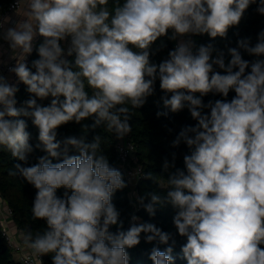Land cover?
<instances>
[{
  "label": "clouds",
  "instance_id": "clouds-1",
  "mask_svg": "<svg viewBox=\"0 0 264 264\" xmlns=\"http://www.w3.org/2000/svg\"><path fill=\"white\" fill-rule=\"evenodd\" d=\"M108 5L109 0H14L16 19L0 10V41L15 61L8 72L16 78L10 82L0 73V150L23 162L8 174L35 189L32 218L44 222L35 232L13 224L17 238L9 244L23 247L38 264L50 254L51 264H130L127 249L138 246L144 234L157 245L149 253L153 264H175L173 233L137 223L135 214L124 230L113 198L131 181L101 153L100 134L87 139L102 125L117 140L131 134L134 110L155 94L158 81L168 111L157 116L187 108L196 124L183 127L172 141L173 148L183 142L189 150L184 168L176 167L172 153L162 165L167 178L143 173L165 191L145 192L137 203L150 217L157 206L175 210L172 223L175 235L186 238L181 253L187 264H264V29L254 44L244 37L229 47L227 63L213 44L197 47L192 39H226L252 5L264 16V0ZM162 37L176 43L154 63L151 57L160 49L153 51V45ZM34 49L38 59L29 66ZM21 83L29 98L17 107ZM210 93L222 99L205 103ZM21 117L38 129L35 146ZM70 122L80 124L84 135L57 139V130ZM35 149L45 154L29 164Z\"/></svg>",
  "mask_w": 264,
  "mask_h": 264
},
{
  "label": "trees",
  "instance_id": "trees-1",
  "mask_svg": "<svg viewBox=\"0 0 264 264\" xmlns=\"http://www.w3.org/2000/svg\"><path fill=\"white\" fill-rule=\"evenodd\" d=\"M11 0H0V10H2ZM123 3V0H120ZM108 7H113V0H109ZM256 6L252 5L244 14L240 25L233 27L229 30L227 38L222 39L217 37L216 39H210L206 34L201 36H193L197 47L199 45L213 44L215 48L225 53V61L230 59V55L227 51L229 47H237V41L240 38L251 37L253 44L256 41V36L261 29H264V16L257 14L255 10ZM41 42L38 39L37 44ZM175 41L168 40L167 37L160 38L154 45L153 51L160 49L155 55L151 57L154 63H159L161 60L167 57L168 51L173 48ZM161 44L166 47L161 48ZM242 51V50H241ZM245 59H253L246 53H242ZM216 53H213L215 56ZM38 59V53L32 52L29 59V66H31L32 60ZM73 59V58H69ZM219 70V69H217ZM34 71V70H33ZM223 74V73H222ZM90 91V90H89ZM164 93L159 89V82L156 84L155 94L148 98L147 103L139 109L134 110L132 120V132L129 134L131 141L135 146V157L139 165L145 172H152L157 176L167 178L169 173L164 172L162 165L164 158L167 157L169 160L172 158V153H176V167L183 169V156L189 153L186 145L181 143L177 148L172 147V141L179 134L180 130L185 126H194V121L187 108L179 113L169 112L168 116H157V112L168 111L163 106L160 97ZM234 96V92L229 93L228 99ZM18 104L17 107L21 106L23 101L29 98V94L26 91V87L21 83L19 86V92L17 93ZM204 102L208 100L222 99L220 95L209 94L205 96ZM47 105L48 100L42 102ZM207 111V110H205ZM27 122V131L30 133V143L35 146L38 143V129L32 125L31 119L21 117ZM82 123L91 124L92 121H83ZM173 129L169 132L168 129ZM57 139H63L67 136H81L84 135V130L80 124L70 122L66 125L61 126L58 130ZM100 134L102 137L101 153L106 154L109 158L110 164L118 168V159L115 151L116 139L114 135L106 130L105 126H101L94 131L87 133L88 141H91L93 136ZM40 149H35L29 156V164L37 162V158L44 155ZM74 154V153H70ZM23 163L16 158L12 157L11 153L7 150H0V200H3L7 207L11 210V223L15 224L21 229L31 227L35 232L36 230H43L44 222L42 220H33L31 214V206L35 197V189L29 185L20 176H10L8 174L14 164ZM170 172H174L175 169H170ZM126 180V179H125ZM166 185V179H164ZM139 196L145 194V192L155 191L157 193H163L165 190L160 189L153 181L142 180L137 186ZM129 187L118 191L113 198V203L120 212V219L123 220V228L127 230L130 225V216L132 214V201L128 198ZM58 195L63 194V189L58 190ZM147 202V201H145ZM175 214V210L170 206L166 205L163 208L157 206V212L155 217H150L148 213L141 207L137 216L140 218L139 223H154L162 230L171 232L174 234V238L177 244L174 248L173 255L176 258L175 264H187L186 260L182 258L181 245L186 242V238L175 235L176 229L172 223V218ZM115 232L116 226H112L110 229ZM153 246H157L155 242L147 243L144 238V234H141V242L138 246L127 249L130 255V264H153L149 259V253ZM163 250L166 245H158ZM13 252L6 244L4 237L2 236L0 229V264H20L15 257ZM51 255V254H50ZM50 255L44 257V264H51Z\"/></svg>",
  "mask_w": 264,
  "mask_h": 264
},
{
  "label": "built area",
  "instance_id": "built-area-1",
  "mask_svg": "<svg viewBox=\"0 0 264 264\" xmlns=\"http://www.w3.org/2000/svg\"><path fill=\"white\" fill-rule=\"evenodd\" d=\"M13 3L14 0H11L3 9V14L13 15ZM13 19L15 16L13 15ZM193 38V37H192ZM38 42V40H37ZM174 45L173 47L175 46ZM2 44V41H0ZM10 52L9 49H3L2 55H0V60L5 63L0 64V73L5 75L10 82H15L16 78L13 74L8 72V67H11L15 64V61L9 58ZM30 56L28 57L29 64ZM20 86V85H19ZM116 139V138H115ZM115 151L118 159V168L124 173L125 179L130 180L131 182L128 184L129 192L128 198L132 201V214L137 215L139 210L141 209L140 205L137 203V197H139V192L137 189L138 184L144 180L142 178V174L144 173L142 166L138 164L137 159L135 157V146L131 141L129 135L126 136L123 140H117L115 142ZM131 214V215H132ZM131 217V216H130ZM11 220V210L7 207L6 203L3 200H0V229L2 236L4 237L7 246L19 255L18 261L20 264H38V261L35 258H27L25 256V250L23 247L17 249L9 244V239H16V234L8 228L7 222ZM137 221V223H139ZM44 260V257H43Z\"/></svg>",
  "mask_w": 264,
  "mask_h": 264
},
{
  "label": "crops",
  "instance_id": "crops-1",
  "mask_svg": "<svg viewBox=\"0 0 264 264\" xmlns=\"http://www.w3.org/2000/svg\"><path fill=\"white\" fill-rule=\"evenodd\" d=\"M16 18L17 17H15V19ZM2 44H3V49H7L8 48V45L6 43H4L3 41H2ZM65 47H66V45H65ZM7 225H8V228H10V230H12V232H14L13 231V223H11V220H8ZM15 257L17 258V260L19 259V255L15 254Z\"/></svg>",
  "mask_w": 264,
  "mask_h": 264
}]
</instances>
